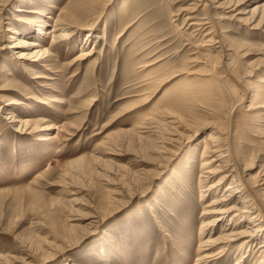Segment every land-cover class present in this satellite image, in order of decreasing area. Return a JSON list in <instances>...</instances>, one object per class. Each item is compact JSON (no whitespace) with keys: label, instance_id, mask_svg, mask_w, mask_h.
<instances>
[{"label":"rangeland","instance_id":"1","mask_svg":"<svg viewBox=\"0 0 264 264\" xmlns=\"http://www.w3.org/2000/svg\"><path fill=\"white\" fill-rule=\"evenodd\" d=\"M104 1L0 5V264L27 254L32 264H196L204 207L230 182L200 201L204 141L241 100L235 144L264 197V0H217L223 9L205 0ZM75 12L95 22L90 32L75 24L52 45L45 33L59 29L60 13L72 20ZM208 13L224 16L215 25L226 56L199 25ZM12 31L48 49L44 65L20 63ZM187 89L191 98L168 112L179 123L144 124ZM37 123L59 129L33 130ZM257 240L252 250L236 241L204 264H235L248 250L240 264H258Z\"/></svg>","mask_w":264,"mask_h":264},{"label":"bare ground","instance_id":"2","mask_svg":"<svg viewBox=\"0 0 264 264\" xmlns=\"http://www.w3.org/2000/svg\"><path fill=\"white\" fill-rule=\"evenodd\" d=\"M112 1L114 0H105L104 4L108 5ZM205 1V6H207L208 9H223L224 7L221 4L215 5L217 0ZM7 2L8 0H0V5H5ZM230 4L231 5L229 6H232L235 3L232 2ZM127 10L125 9L123 11ZM83 18V16L77 15L75 12L73 15V19L67 20L68 18L64 14L61 15L60 13L55 21L59 24V29L54 27V29L48 30L45 34L51 35L50 38L52 41V45H55L60 41H65L66 39L70 38L72 32L74 31L75 24H85L88 28V32H90L95 22H84ZM205 19V22L199 24L200 27H205V29L203 30L209 29V31H207L208 33H206L207 35H210L208 41L212 42V44L214 45H217V48L221 49V51H223L226 56V52L228 50H231V48H229L230 46L229 44H227L222 31L218 30V28L216 29V25L218 24L220 26V20L224 19V16H216V14L213 15L208 13V16H206ZM56 26L58 25L56 24ZM1 30L7 31L10 29L2 28ZM37 34H39L40 37L44 34L39 26L37 27ZM28 35L30 36L31 34ZM8 38L10 42L17 40L9 47L14 49L13 53L17 56L22 65L28 64L30 62H43L49 55L48 49L45 48V46H43L38 40L27 38V36V39L23 36H18L15 31H12L11 34L8 35ZM18 45L23 46L25 49L17 50ZM2 47L1 49H3ZM80 53L81 54L75 58L76 61L86 60L90 58L91 55H93L92 50L82 51ZM221 66L224 67V71L227 73V75L235 77L233 73L228 69V66L226 65V62L224 60L221 62ZM37 77L40 76H36L35 78ZM236 80L239 85L243 87L245 94L248 93L250 90L249 87L243 84L239 79L236 78ZM262 82H264V80H262ZM192 92L193 89H187V91H184L183 93L177 95L172 100L168 101V103L166 104V108L160 111L159 115L146 118L144 124H154L157 122L158 118H161L160 120L168 123L169 125L179 123L178 120H174L172 118L174 114L170 115L168 112L172 107L185 103L187 99L191 98V96L193 95ZM242 104L243 101L241 100L235 103V105L232 107V109L230 110L231 117L229 123L227 122L228 125H226L225 129L211 126L215 128V130L211 131L208 134L207 139L204 141L205 149L202 156L203 161L201 163L199 172V185L201 186V188H203L201 190L200 201L205 197L203 192H205L206 195H209L210 193L215 194V191L218 189L221 183H223L228 178H230V182L225 185L222 194L215 197L218 199L212 198L204 207L205 209L202 215H205L207 217V221L203 219L201 222L202 226L200 228V234L203 235V237H201L199 252L197 254L198 262L196 264H204L205 262H208L210 260L222 259L230 250L232 245L239 240H241V242L239 243L237 250H243L244 248H249L252 250V245L256 242V239L260 241L258 242L259 244L255 246L253 254L254 256H258V264H264V197H262L261 194H259L258 190L255 189V187L259 185V181L256 180L255 183H252V179L250 180L249 178H246L247 175L250 174V171L253 170L254 163L243 164V159H241L240 157L238 144H235L237 131V128L235 127V114L236 111L241 108ZM208 112H210V110ZM9 118L12 119L13 122L17 120L15 116H10ZM19 122L23 123V127L29 128L30 122L28 120L22 119L19 120ZM38 123L36 124L37 126H35L36 128H33V130L38 129L40 131H46L47 129H59V127L57 126H52L49 124L39 125ZM174 135L175 134L173 133L171 136ZM52 138V134L49 133L46 134L43 140H51ZM174 141H176L174 137H170V139L167 140V142L170 144H173ZM121 191L122 190H120L119 195H122ZM217 244H223V246L217 248L215 251H210V248L214 247ZM251 250H248L247 253H249ZM247 253L239 257L238 261L235 264H240L242 261H244V258L248 257ZM28 259H31V256L29 254H27V257L23 261H21V264H32L33 260Z\"/></svg>","mask_w":264,"mask_h":264}]
</instances>
